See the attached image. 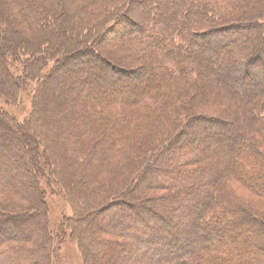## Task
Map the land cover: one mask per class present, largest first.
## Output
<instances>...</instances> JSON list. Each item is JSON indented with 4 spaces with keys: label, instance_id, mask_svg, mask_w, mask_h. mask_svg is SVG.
Masks as SVG:
<instances>
[{
    "label": "trees",
    "instance_id": "obj_1",
    "mask_svg": "<svg viewBox=\"0 0 264 264\" xmlns=\"http://www.w3.org/2000/svg\"><path fill=\"white\" fill-rule=\"evenodd\" d=\"M30 1L33 0H21V5L17 7L19 19L40 31L55 29L60 35L51 42L44 40V43L23 39V47L26 49L22 50L15 40L4 37L3 50L7 48V53L0 51V71L7 80L0 81V87H3V83H10L9 99L17 96L18 90L26 86L10 74L9 64H12V60L23 59L22 63L18 61L22 67L18 77H23L25 82H33L38 79V73L43 71L47 77L49 65V70L53 68L55 71L57 63L62 64L68 55H72L76 49L69 44L79 37V42L83 40L89 45L77 50V54L94 58L103 76L107 70L105 66L110 68L113 63L90 46L98 44L103 38L116 35L115 43L119 47H129L131 53L138 55L146 71L138 76L136 84L125 85L130 88L123 90V85L118 82H95L94 70L92 72L91 68H87L80 72L81 68L75 64L78 68L73 69L72 73L80 77L77 80L82 85L65 94L70 105L64 113L72 119V122L65 124L67 135L90 142L94 137L93 129L96 128L92 119H98L102 128L97 134L102 140V146H96L93 152L92 145L90 157L86 160L95 159L94 163L98 165L100 157H106L111 151V162L114 160L123 146L120 143L125 141L124 138L119 140L115 137V130L138 113L145 114L147 118L157 115L162 122L157 123V119V124L151 123L149 126L161 128L156 129L159 131L146 130L141 136L143 145H146V153L139 159L138 165L142 167L132 177L135 182L132 184L129 177L122 176L111 188L103 191L90 188L79 196L74 194V189H77L79 181L84 177L70 182L75 164L71 158L59 155L56 162L58 178L74 213V217L68 221L69 225L79 228L76 225L82 221L83 216V226L79 232L94 248L93 253L85 250V264H119L123 261L125 264H264V239H260L262 242L259 243L254 242L258 236H264V218L243 213L246 210L244 207L252 206L257 200L264 201V83L251 84V91H245L244 88L237 90L219 81L221 74L213 73L217 66L224 65L226 71L234 70L235 78L231 81L235 84L250 68L251 62L264 63V49L261 46L264 40V0H167V4L161 7L157 1L149 0L143 6V12L137 13V21L131 23L127 19L129 9L139 6L138 2L132 6L133 0H36L38 5L33 3L39 7L37 11ZM253 2L254 5L251 4ZM69 3L75 5L76 12L72 14L75 27L67 30V24L66 31L61 32L63 28L60 22H65L71 15L65 7ZM247 4L250 7L247 8ZM253 21L257 29L255 33L259 36L255 43H251L250 39L245 42L249 46L245 44L241 47L228 37L224 47L220 46L221 50H218L220 47H212L210 38L216 32L215 36L219 37L220 30L224 37L228 34L237 35L240 39L248 37ZM126 22V31L118 34L123 27L119 25ZM0 29L12 32L3 14H0ZM224 37L217 40L219 44ZM83 61L87 66L91 64L88 58ZM38 67L42 69L38 70ZM181 69L188 72L187 76L195 74L196 80L201 79V84H171L174 86L171 87L173 91L182 94L181 101L184 102L185 91L188 89L196 93V98L202 97L207 78L218 90L215 99L211 101L212 105L222 107V112H228L229 119L238 120V123L233 121L227 124L210 118L207 120L213 126L204 128L196 124L202 118L199 115H187L185 112L175 115L164 111L162 108L166 104L161 98L171 95L170 91L166 87L158 92L155 90L160 86V81H175V78L180 77ZM114 71L118 69L114 68ZM154 72H157L159 80L156 84L152 82ZM50 78L49 75L45 80ZM13 81L15 84H11ZM86 83L88 87L84 86ZM40 84L43 83H39L32 101L31 119L26 123H17L11 114L0 109V131H4L2 135L5 133V140L0 144V195H11L9 199L2 196L4 199L0 200V226L6 225L9 228L5 231L1 229L4 236H0V264H45L48 259L46 255L49 253L50 235L44 218V191L39 187L38 179L48 175L43 165L47 167V172L49 168L46 166V158H43L44 154L32 141V135L27 134V129L34 130L36 125L37 131L47 128V124L41 127L40 123H43L42 112L51 91ZM188 93L195 97L194 93ZM76 100H79L78 106L74 107L72 104ZM191 100V97L187 98V107ZM219 100L221 102L217 103ZM49 127L52 129V124ZM222 127L232 128L229 129L230 135H224L220 141L214 135L212 143L207 140L201 147L197 144L196 139L200 140L201 133L207 138ZM190 128L199 133L192 135ZM12 129L20 130V140L16 139V142L21 149H26V156L15 154L9 158L5 146L11 143V136L7 140L6 133L12 134ZM126 138L129 140L130 137ZM180 140L182 142L179 143ZM21 171L29 175L30 186L24 175L21 176ZM51 176L53 178L47 181L57 179ZM142 181H148L141 187L149 192H171L169 198L151 200L159 204V209L158 205L156 208L144 201L113 200L104 208L109 209L106 212H109L111 219L96 221L95 214L89 219L94 208L102 206L109 199L112 189L115 191L118 187L126 186L124 192H127L130 185L129 193L133 191V186L136 187ZM233 184L243 192L247 191L250 196H244ZM23 198H27L24 199L25 203L20 201ZM114 207H117V213L110 210ZM25 213V217L32 214L41 217V220L31 223L28 230L32 232L30 235L26 233V226L30 223L22 218ZM166 214L171 217L166 219ZM170 218L175 219L176 224L171 223ZM173 229L178 232H173ZM104 233L119 234L123 242L100 239L99 234ZM32 235L39 237V241L35 242L36 248L31 247V250L21 246L27 239L32 240ZM176 242L184 243V248H174ZM96 258L101 262H95Z\"/></svg>",
    "mask_w": 264,
    "mask_h": 264
},
{
    "label": "rangeland",
    "instance_id": "obj_2",
    "mask_svg": "<svg viewBox=\"0 0 264 264\" xmlns=\"http://www.w3.org/2000/svg\"><path fill=\"white\" fill-rule=\"evenodd\" d=\"M147 1L149 0H133L134 4L132 6L137 5V2L139 3V6H136L134 9L132 8L129 9V12L127 14V19L129 20V23H131V21H135V22L137 21L138 19L137 13L143 12V6H146ZM155 1H157L160 7L162 5L167 4V0H155ZM20 2L21 0H0V12H1L0 14H3V16L7 18L9 27L12 29L11 30L12 32H8V33L4 29H0V51L2 52L6 51L7 49L5 48V50H3L5 43L4 37L7 38V40L8 38H12L13 40H15L17 43L16 45H19L18 46L19 49L22 50V49H26L25 47H23L24 44L22 43L23 39L31 40L33 42L38 41L44 43L46 40L48 42H51L54 39L58 38V36L60 35V33H57L55 29L44 32V30L40 31L38 28L29 26V24H27L25 20L21 21L17 13L18 10L17 7L21 5ZM33 2L36 4L37 2L36 0L30 1V4L33 7L35 6V10L37 11V9H39V7L37 6L38 4L36 5ZM254 3L255 2L251 4L254 5ZM74 6L75 5L73 3H69L67 6H65L71 15L74 14V12H76ZM246 7L248 8L250 6L247 4ZM70 17H68L65 20V22L63 20L60 22V27L63 28L62 29L63 31L61 32L66 31L65 28L67 27V24L69 25V29L67 30H70V28L75 27V23L73 19L74 16L72 15L71 19ZM252 23L254 25H252L253 26L252 29L248 30V31L251 30L249 36L241 39L238 38L237 35L228 36L230 34L226 35L227 37H224V33L222 30L219 31L220 33L218 35L220 36L218 37L215 36L217 35L216 32L214 37L210 38L212 40L211 43V45H213L212 47L217 49L220 46L224 47L228 37H230L228 39L233 40L236 44L241 45V47L245 46V44L247 45L248 43L245 42H247V40L249 41L250 39H252L251 43H255V40H258L259 36L258 33H255V30H257L255 28L256 23L254 21ZM121 26L123 27L120 29V32L118 34H121L126 31L125 27L128 26V23L126 22L123 25L120 24L119 27ZM244 31L247 30L244 29ZM257 32H259V29ZM116 37L117 36L115 35V36L103 38L98 44H91L90 46L91 49L98 51L99 54L105 57L108 61L112 62L113 63L112 67L118 69V71L116 72L114 71V68L112 67L109 68L108 66H105L107 70L105 69V73H103L102 74L103 76H101L100 75L101 73H99L100 70L97 69L98 65L95 64V61H93L94 58L89 56L85 58L79 56L81 53L77 54V52L80 51L82 47L84 48V46L89 45L87 44V42L85 43V41L83 40L82 42H79L81 39L77 37L76 41H72L69 44V46L70 47L73 46V48L76 49V51L72 55H68V57L66 56L67 58H65V61L61 62L62 64L56 62L57 66L55 68V71L53 68H51L50 71L49 70L50 65L48 66V69L46 70L47 72L46 75L47 77H49L50 75L51 76L50 79L45 80L47 77L45 76L43 71L40 74L38 73L37 80L33 82H28V81L25 82L23 80V77H18L22 73V67L20 66L18 61L20 63H22L23 61L22 58H19L17 59V61L12 60L11 61L12 64L11 65L9 64L10 74H12L13 75L12 77L15 78L16 80H21L22 82H24L23 86L24 84L26 86L22 87L21 90H18L17 96H15L12 99H9V93H8L11 87L10 83L8 84L3 83L2 84L3 87L2 88L0 87V109L8 112V114H11L15 118V121L19 124L26 123L27 120L31 119L30 113L32 108L31 107L32 101L34 99L36 88L38 87L39 83L40 82L43 83L40 84V86L49 88L50 89L49 91H51V93H48V97H47L48 99L45 104V107L43 108V112H42L43 123H40L41 127H43L44 124H47V128L45 127V130L43 131L40 130L37 131L38 125H36L34 130L30 128L27 129L28 132L25 130L28 136L32 135L33 137V138L31 137L32 141L35 142L36 146L38 145L37 148L41 151L42 154H44L43 158H46V166H48L49 168V172H47L48 171L47 167L43 165L44 169L46 170L45 172L50 177L48 175H42V177H39L38 179L39 187L44 191V202L46 204L44 218L47 221L48 224L47 230L50 235V242H49L50 248H49V253L46 255L48 259L47 261L44 262L45 264H85V261L87 260L86 251L88 250V252L93 253V249H94L93 247H91L89 242L85 241L84 239L85 237L82 236L81 233L79 232L83 226V224L81 223L84 220L83 216L81 219L82 221L77 222L78 225L76 226L79 228L75 229L74 227H72L73 225L71 226L69 225L68 221H70V219L74 217V213H73L72 205L69 202L68 198L66 197V194H64L65 192L64 190H62L61 181H59L58 178V172L56 170V162L57 159H59L58 158L59 155L71 158L75 164L74 166L75 169L70 174V178H69L70 182L76 181L81 177H84L82 181H79L80 183L77 189H74V194H78L80 196L81 194H83L85 190L90 188H96L99 191H103L104 189L106 190L107 188H111L115 186V181L122 176L129 177V179L132 180L131 184L134 182V179H132V177H134L135 173L138 172L142 167V165H138L139 159L141 156H143V153L144 154L146 153L145 150L146 145H143L144 141H142L141 136L143 133H145L146 130L159 131L156 130L159 127H152V128L149 127L151 123L152 124L156 123V120L159 118L157 115H155L156 117L147 118L145 114L138 113L135 118L130 119L128 123L126 122V124L122 125L119 129L115 128L116 129L115 137H118L119 140H121V138H124L125 141H127V143H125V141L123 143L122 142L120 143L123 146L122 148H120V150H118L120 152L115 156L114 160L111 162V157H110V154H112L111 151V153H108V155L106 156L107 158L106 157L103 158V156L100 157V162L98 163V165L94 163L95 159L91 160L90 158L89 161L86 162V160L90 157L91 146L93 145L92 148L93 152L96 146H102L101 145L102 140L98 138V134H97V132L101 131L102 128V126L98 122V119L96 118L92 119V122H94V126L96 128L93 129L94 137L90 142H84V140L82 141L80 139H73L74 138L73 136H72L73 138H71L70 136L67 135L68 133L66 131L65 124L72 122V119H69L64 113L69 108L70 105L68 104L69 100L67 99V97H65V94H68L69 91L77 90L82 85L80 80H77L80 77L77 78L76 75L72 73L73 69H76L79 66V68H81L80 72H84L87 68H91L92 72L95 71V75H94L95 77L94 81L96 80L95 82L98 81L99 83L118 82V84L123 85V90L130 88V86L129 87L127 86L126 88L125 85L136 84L137 78H139L138 76L145 73L146 67L143 64V60L140 61L138 55L135 56V54L131 53L129 47L123 45L122 46L120 45L119 47L115 43ZM223 37L224 40L222 41L221 44H219L220 41L217 40L222 39ZM210 39H208V41ZM261 46L264 49V40L261 42ZM221 47L218 50H221L222 49ZM8 58L10 59V57ZM87 58L90 60L89 63H91L88 66L86 65V63H84V61L82 62V60H85ZM59 59H64V58H59ZM263 60H264V55H263ZM253 62H251L250 68L246 69L245 73L242 74L241 77H239L238 80L239 83H235V84L232 83L231 80L235 78L234 70L226 71L224 69V65L217 66V68L213 70V73L216 72V74L218 73L221 74L219 81L221 80V82L228 88L233 89L235 87L237 90L244 88L245 91H251L250 89L251 84L255 82H258L259 84L264 83V63H262L261 65L260 62L258 61H253ZM75 64H78V66L75 67L76 66ZM118 67L121 69H119ZM40 69L42 68L38 67V70ZM180 72H181V76L179 75L180 77L175 78L176 79L175 81L173 80H167L166 82L160 81V86L157 88V90H155V92H158L159 90H162L163 88L166 87L167 91H170L169 94L171 95L169 96L167 95L166 98H164L165 100L161 98V100L165 102L164 104H166V105L163 104L164 107L162 109H164V111L170 112L175 115H180L184 112L185 114L187 113V115H190L189 113H191L193 116L199 115L202 118L196 124L203 126L204 128H209L213 126L212 124H210V121L207 120L210 118L217 119V121L223 123L225 122L227 124H231L234 121L229 119L230 117L228 115V112L226 113L222 112L223 111V109H221L222 107L220 108L219 105L218 106L212 105L213 103L211 101L215 99L214 95L215 93H217L218 90L216 85L211 83L207 78L205 79V84H204L205 94L202 95V97L196 98V93H194L191 89H188V91L187 90L185 91L188 96L185 94L184 102L181 101L183 99L182 94L181 93L178 94L177 92L179 91L177 90H175L176 91L175 93V91H173L171 88L174 86H171V84H201V79L198 78L196 80L197 75L195 74H192V76L189 74V76H187L188 72L183 71V69H181ZM152 79H153L152 82L155 84L159 82L157 78V72L153 73ZM5 80L7 79L0 71V81L3 82ZM11 84H15V81H13ZM84 86L88 87L89 84L86 83ZM171 91L173 92L171 93ZM188 92L194 93L195 97L193 98L192 95H190ZM188 97L192 98L189 107H187L185 104ZM222 100H224V98H222ZM78 102L79 100H76L72 105L76 107L78 106ZM220 102L221 101L219 100V102L217 103ZM97 103H102V101H98ZM1 121L3 120L1 119ZM157 121H158L157 123L159 122L162 123L160 119H158ZM234 122L238 123V120H235ZM49 124H52L53 126L52 129H50ZM164 126L167 127V125ZM229 129L232 128L222 127V129L220 128L219 131L216 132L213 131L211 135H209V137L207 138H205L204 135L202 136L201 133V136L199 137L200 140L196 139V142L200 147L207 140L208 142L212 143L211 139L215 137L214 135H217V141H220V139H224L223 138L224 135L226 137L230 135ZM185 130L186 129H183V131ZM19 131L20 130L18 129H12V134H8V132L6 133L7 140H8V136H11V143L10 144L8 143L5 146V150L9 158L10 156H13L15 154H18V156L20 155L26 156V149L25 148L21 149L18 146V143L16 142V139L20 140ZM3 132L4 131H0V144L5 140V133L3 135L1 134ZM190 132L192 135H196L199 133L198 131H195V129L193 130V128H190ZM127 136L130 137L129 140H127L126 138ZM180 142H182V140H180L179 143ZM84 156H87L85 160H84ZM94 157L96 158L95 154ZM6 159L1 160V163H3ZM14 159L17 160L16 157H14ZM41 163H43L42 160ZM21 174H22L21 176H23L24 172L21 171ZM51 174L54 175V178H57L54 179L53 182L47 181L52 177ZM145 176L148 175L146 174ZM24 177L27 180L26 182L28 186H30L29 175L28 176L24 175ZM147 182L142 181L139 184L140 186L137 185L136 187L131 185V188L133 186V191L129 193H128V189L130 188V185L127 187V192H124V188H126V186L118 187L115 191L112 189V191L109 194L110 195L109 199L102 206L95 207L93 212H91L92 208L88 210L89 212H91L89 219H91L92 215L94 214H95L94 220L96 221L99 219H104V220L111 219L109 218L110 217L109 212H106L109 209H104V208L108 205L109 202L111 203L113 200H125V201H133V202L144 201L150 206L156 208L158 205V209H159L160 208L159 204L155 203V201L151 202V200H153L154 198H155L154 200H156V198L158 199L169 198L170 196L169 194H171V192L170 191H164L158 193L153 191L149 192L147 189H144V187H141L145 185ZM232 186L235 189L241 190L243 192V190L237 187L235 184H233ZM63 187L65 188L64 184ZM127 193L128 195H126ZM242 194L246 197L250 196L247 191H244ZM2 196H5L6 199L7 198L9 199V196L11 195H2ZM2 196L0 195V200L3 198ZM173 197L174 200L177 201L175 199V196ZM24 199L27 198H23L20 201L25 203L26 201ZM14 201L19 203L17 199H14ZM244 208H246L245 212H243L244 214L252 213L254 215H259L264 218L263 200L261 201L257 200L252 206L244 207ZM110 210L115 213H117L118 211L117 207H114ZM25 216L26 213L24 216H22V218L28 221V223H30V225L28 224L26 226L27 227L26 233L28 234L29 232L30 235L32 232L28 230L29 228H31L30 227L31 223L36 222L37 219L41 220V217L38 214L36 215L32 214V216H27V217ZM165 217L166 219H168L169 217H171V215L166 214ZM170 222L176 224L177 221H175V219L172 218ZM114 228L116 229V227ZM1 229L5 231V229L8 230L9 228L6 225L0 226V236H4V233L3 231H1ZM183 229H186V227ZM172 231L178 232L177 230L174 229ZM7 233H9V231H7ZM99 238L106 239L112 242H123L122 240L123 238L119 234L104 233V234H99ZM260 239L263 240L264 236H258V238L254 240V242L257 243L262 242ZM37 240L39 241V237L37 235L36 236L32 235V240L31 238L27 239V241H24L26 243H21V246L26 247L28 249H31V247L35 249L36 248L35 242H37ZM194 240L196 241L197 239L194 238ZM31 241L32 243H30ZM246 241L247 240H245V242ZM173 246L174 248L177 247L179 248L185 245L182 242L181 243L176 242V244ZM97 261L99 263L101 262L98 258H96L95 262ZM122 263L125 264L124 261L119 264ZM112 264H117V263H112Z\"/></svg>",
    "mask_w": 264,
    "mask_h": 264
}]
</instances>
